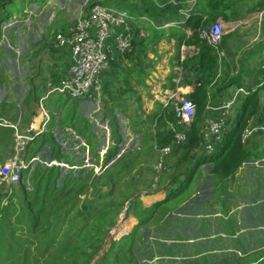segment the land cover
Returning <instances> with one entry per match:
<instances>
[{
    "label": "trees",
    "instance_id": "1",
    "mask_svg": "<svg viewBox=\"0 0 264 264\" xmlns=\"http://www.w3.org/2000/svg\"><path fill=\"white\" fill-rule=\"evenodd\" d=\"M114 1L124 3L130 11L132 10V13L135 12L136 14H134L135 18L132 20L134 23V51L135 48L139 50V45L143 41L141 39L137 41L136 39L142 28L146 31L153 29V37L156 40L158 36L165 34L166 30H164L162 23L164 20L167 22L183 21V23L181 22L182 27H172L173 29L168 31V37H172L175 41L177 64L181 66L183 72L182 81L179 85L198 84L193 92L188 94V97L196 104L197 108L195 120L190 127L188 141L172 153V157L176 153L180 156L178 159H174L173 163H169L168 171L171 170V179L170 185L166 188L167 196L163 200L155 202L151 207H145L137 198L132 199L128 210L138 219L137 227L129 235H124L120 239L114 240L111 249L100 257L101 251L104 250L108 229L114 224L115 217L120 212L123 203H118L121 207L116 205L117 208H115L114 215L111 217H92L91 219H97L92 222L90 219L76 226V228L72 226V223L82 218L79 211V207L82 208V196L85 197L87 191L93 187H97L95 194H98L103 185L110 182L112 178L113 174L109 173V171L118 170L121 172V164L117 163L121 162L124 154L113 161L111 164V166L114 165L113 167H107L100 174H94L91 170L88 175L83 176L82 172L88 170L89 166H84L82 160L79 162L78 160H66L71 156L61 154L59 151L60 147L52 140L54 138L48 133H44L35 140L38 142L37 145L43 148L50 140L55 145V148L58 149L55 156L48 157V159L59 158L66 163H71L72 166L83 167L69 168L68 172L60 178V167L48 166L37 162L34 166L36 165L38 168L31 178L32 188L27 185V182H29L27 175L31 169L24 170L21 181L17 185L12 186L7 192L4 191V187L0 186V264H9L7 261L2 260L4 248L9 249H5V251L13 259L12 264H93L97 257L100 258L98 264H139L134 246L136 245L138 251L142 252L141 247L137 243L141 240L137 236L143 227L154 228L159 226L162 229L169 221L167 214L177 208L180 210L179 213L181 215L191 216L189 217L190 221L207 213L205 205L200 203H198L199 205L196 209H190V205L193 203L190 199L195 193L196 178L204 174L202 165L210 164L207 173L214 177L213 183L217 186L221 180L233 177L244 162L264 158V150H257L260 143H262V132L252 135L246 142L242 139L244 129L251 122L252 125L264 124V99L261 96V93L264 92V87L261 89L257 88L255 92L240 103L234 112L235 119L232 127L229 128V132L223 139L216 144L215 152L207 154L202 148L204 138L202 129L207 121V116L213 115L208 110V106L217 105L219 96L228 86H232L236 82L240 86L243 84L241 74L239 75L240 80L231 79L225 67V60L222 59L220 61L218 59L215 49L207 41L200 38L198 29L206 26L209 22L215 23L219 16H223L226 21L232 16H243V10L236 4L244 0H204L205 4H213L212 15H208V11L205 8L202 10L195 9L197 7V4H195L187 19L180 11L187 8L189 5L188 0ZM199 1L202 0H196V3ZM13 3L14 0H0V25L4 20L11 17L14 12L23 10V0H19L22 7L16 11L13 9ZM262 6L264 7V0H256L253 8ZM142 16H146L149 20H143ZM139 26H142V28ZM184 28H189L191 34H187ZM228 37V34L224 37L223 48L228 47ZM183 46H195V51L193 54H188L181 59ZM141 52L145 53V51ZM137 53L138 57L140 55L143 57L142 53ZM252 68L256 69L257 66H252ZM174 72L173 75H176V71ZM262 72L264 73V71ZM111 114L114 118L116 117L113 111H111ZM151 121V124L158 123L159 128L156 129L155 136L152 133L149 135V141H158L161 146L170 144L174 134L170 129V125H177L175 109H172L169 105L159 104L151 115ZM110 123L115 124L113 120H110ZM113 125L111 126L114 130L115 125ZM5 128L10 129L12 132L8 134V141L5 146L10 144L9 142L11 141L12 144L10 146L12 145V147L8 151L6 149L3 150L2 147L4 146H1L0 154L2 156L0 155V163L4 162L7 153H9L7 154L8 158L14 153V130L10 127L0 126V133ZM85 129L83 128L79 132H84ZM87 129L89 133L87 132L84 135V139H89L90 143L88 140L86 142L92 146L91 137L88 134L94 138L96 137L92 134L89 125ZM113 137L116 143L122 141V137L118 135L116 128L113 132ZM3 140L0 139V145L3 144ZM35 141L31 142L26 149L28 156L37 153L34 150L31 151ZM116 150V145L108 149L105 153V161L114 157L117 154ZM73 155L75 154L73 153ZM94 156L99 157L96 152ZM168 171H163L162 176H165ZM106 172H108L107 176ZM59 179H62V182L60 186L56 187ZM100 183L103 184L98 186ZM18 200L21 201L20 207L14 206ZM11 209H14V213ZM12 217L16 218L12 220ZM16 220L24 229L29 228L34 233L39 234L40 237L36 248L42 252L43 257H39L42 256L39 254L32 256L30 250L26 252L22 250L21 237L13 229ZM108 224L110 226L105 229V225ZM237 232L234 221L229 222L226 234L230 236V242H226L221 235L222 233L218 232L215 237L217 238L215 240L217 247L220 245H232L233 243L239 245L242 238L236 236ZM153 236L157 237L155 239L156 245L155 247H150L152 254L149 259L158 260L157 262L160 261L159 264H264V247L250 250L240 247L241 254H239L230 247L203 249V241L208 236L204 234L193 238L189 236L183 237L177 233L173 236H163V233H154ZM263 237H260L258 244H264ZM190 239H199V241L189 242ZM14 248H17V250L15 249L16 252L13 253L12 250ZM45 252L47 253L46 256H44ZM150 264H156V262Z\"/></svg>",
    "mask_w": 264,
    "mask_h": 264
},
{
    "label": "rangeland",
    "instance_id": "2",
    "mask_svg": "<svg viewBox=\"0 0 264 264\" xmlns=\"http://www.w3.org/2000/svg\"><path fill=\"white\" fill-rule=\"evenodd\" d=\"M23 1V10L14 12L11 17L4 20L0 25V105L2 104L3 106L8 107L5 105L6 100H8V103L6 104H9L13 100V98L18 99L22 97L24 102L25 116L22 115L21 121L24 125L26 122H29L30 124L32 119L31 115H33V100L36 97L34 95L32 96L31 91L35 86V83L37 82L36 76L39 71V66L42 67L41 73L47 72V69L49 67V59L50 66L51 68H53L52 71H54L55 67L57 66V60L55 63V59L59 57V51L57 48H54L52 54L48 49H45V45H47L49 42L45 40L44 35L47 36V40H51L55 32H57L61 28H65L66 26H68L69 23L76 20L81 14H85L86 11L91 7L92 2H94L95 0ZM190 1L195 2L191 3L192 9L194 7L193 5L197 4V7H195V9L202 10L203 8H205L208 11V15H212V3L205 4L204 0L199 1L198 3H196V0H188V2ZM100 3L113 6L119 10H122L124 8L127 9L131 14H135V12L132 13V10L130 11L124 5V3H117L114 0H103L100 1ZM254 4H256V0H244L241 3L238 2L236 6L240 7L244 13L246 12V10L252 9ZM20 5L21 3H19V0H14L13 9L15 11L18 10V8L22 7ZM189 6L190 4L188 5V7ZM260 13H262V11ZM262 19V25H254V27H252L253 25H251L248 28H245V26H247V23L249 22L247 18H243L240 21H235V23H238L237 28H240L241 30L245 28L244 30H242L243 32H246L245 35L253 32L252 34H250V37L252 38V35L258 36L259 29L264 27V17ZM254 22H256V20H254ZM130 25L134 31V23H130ZM164 29L166 30L165 34L163 36H158L156 40H154L155 38L153 37V29H151L150 31H146L142 28L136 38L137 41H139L140 39L143 40L139 45V50L145 51L147 56L143 57L139 62L141 63L140 65L146 68L148 76L150 70L154 71L155 68L159 66H161L159 68H162L164 69V71H166L173 66L172 61H175L174 66L177 67L175 41L168 40V31H171L173 28ZM4 36H6L5 39H3ZM162 37L163 39H161ZM251 38L246 37V41H249ZM259 39L260 38L258 36L254 40V43H257ZM9 48H11V50H9ZM260 49L262 50L264 48L255 44L253 47V55L254 53L256 54L257 52H259ZM228 55L229 54H227V57ZM129 71L130 69H128L127 72ZM141 71H144V69H141ZM173 71H175L174 68H172V71L169 74L170 80L168 78L163 80L165 81V83H163V81H161L160 79L154 80L157 85L156 87H142L139 92L138 90H134L130 86L125 85V87L127 86L129 88L126 93H123L122 89H120V94L119 92H117L119 94V97H117L116 99L113 98L115 103L118 102L115 105H119L115 108V110H113V113H115L117 119H115L111 114L112 108L114 107L113 105L109 104L113 101L109 96L110 90H105V88L103 89L104 97L102 99L96 98L95 100H78L81 103L79 108L75 106L77 104H71V102L75 100H66V96H63L64 100H66V103L68 104L66 108H64V106H56V108L53 107L55 117L58 115V113L61 116L63 115L58 126L63 128L64 126L71 125L75 129H73L72 127V129L67 128V130H62L61 133L59 132V130H55V133H53L54 139L52 140L57 144V146L60 147L59 151L61 154H67L71 156L66 160H78V162L82 160V162L86 161L87 164H93V167H88V170H84L82 172L83 176H85L86 174L88 175L91 170L94 172V174H100L107 167L111 166V164L113 163L111 162L112 160L118 159L116 157H111L114 159L110 158V162H108L109 160L105 161V157L103 158V156L101 155L104 149H106L107 151L108 149H111L116 145L117 155L115 156L120 157L122 154H124L121 158V162L117 163L119 165L121 164V172H119L118 170L109 171V173L113 174L112 178L110 182L103 185V188L98 194H95L97 187H93L87 191V195L85 197L82 196V208L79 207V211L81 212L80 216H82V218L77 222L72 223V226L76 228V226L89 221L92 217H111L114 215L115 208H117L116 205L118 207H121L119 204L123 203L120 212H118L115 217L114 224L112 226H110L109 224L105 225V229H107L109 226L110 227L105 238L104 250L101 251L100 257L103 256L109 249H111L114 240H118L119 238H121V235L119 236V234H116V228L118 227V225L122 223L124 219H126L127 221L128 217L133 216L132 212L128 210L131 200L137 198L145 207H151L157 201H154V199L147 200L145 198L146 196H148L147 194L149 192H152L153 189L154 191H156L157 189L164 190L170 185L171 170H169L165 176L163 175L165 178L162 176V174L158 175L160 173L154 170V166L159 159V153L158 151H156L157 148L153 149V146L159 147L160 145L158 141H149V135L152 133L153 136H155V131L159 128L158 123L151 124V115L158 108L159 104L167 106L169 105V107H172V109H174L172 101H174L175 94L177 93L178 89L173 90L172 83L180 84L181 81H176L177 77L176 75H173L175 73ZM160 74L162 73L157 72L158 77L162 78ZM126 76L128 75L124 72H121L120 79L125 78ZM54 77H57V75H54ZM113 87L114 88H112V90L119 88L118 79L116 81L115 77H113ZM234 88L235 87H233V89ZM45 91L46 89L43 88L41 93L38 94V97L44 94ZM228 91L229 93H232L230 88ZM107 92L109 93L107 94ZM138 95L140 96L138 97ZM54 96L58 95L53 94L51 98ZM47 100L45 101V104L47 103ZM14 103L15 101H12V104ZM13 109L14 112L9 109L7 110L6 116L8 114V111L11 113L8 114L7 117H4L7 122H12V117H16L17 110L15 107H13ZM65 113L68 114V117L65 116ZM209 118L210 117H208L207 119ZM86 120L88 122L90 120L95 125L93 129L89 124L91 130L93 132L95 131V133L99 137V139L91 138L92 146L91 144H87L86 142V140L89 141V139H83L88 129H85L84 132H79L85 127ZM110 120H113V122H115L114 125L116 131L118 132V135L122 137V141H120L119 143H116L115 138L113 137L115 128L113 130L111 126L113 124L110 123ZM25 130L26 128L24 130H20V132H25ZM1 132L2 133H0V139H4V142L2 145H0V148L1 146H4L2 147L3 150L6 149L9 151L12 147V145L10 146L12 142L10 141V144H8L7 146H5V144L8 141V134L12 132L7 128H5L3 131L1 130ZM37 143V141L33 143L31 151L34 150L38 155H42L43 157L49 154L45 158L55 156L58 149L55 148V145L52 144L50 140H48V143H46V146L44 145L43 148H41L42 146L39 147ZM95 152L98 153V158L94 156ZM73 153L75 155H73ZM7 154L6 157L8 156ZM179 156L180 155L178 153H176L175 156L173 154V157L171 154L169 157H167V160L170 163H173L174 159H178ZM3 163H0V166H2ZM252 164L264 167V160L256 161ZM71 167L73 166L70 163L68 168ZM248 167L251 166L248 165ZM37 168L38 167L36 165L34 167H31V171H29L27 175V178H29V182H27V185L31 188V178ZM39 168H41V166H39ZM202 169L203 172L207 174L208 166H202ZM67 172V168H59L60 178L63 177ZM107 175L108 172H106V176ZM201 178L202 179L198 181L195 186L196 194L198 197L199 195H202L204 197L203 199L208 201L211 197V191H216L215 187L213 186L214 177H212L210 181H205L204 177ZM159 179L160 182H158L157 185H154ZM241 179L245 180L243 177ZM242 180L241 183H243ZM249 180L252 179L249 178ZM61 182L62 179H59V182H57L58 185L56 184V187L60 186ZM102 184L103 183H100L98 184V186ZM239 185L241 184H235V189L240 190L241 188L239 187ZM250 185L251 182L249 183V186ZM14 201H16V199H14ZM211 203L215 204V207L218 208V204L215 200H212ZM19 205H21L20 200H18L14 204V206ZM197 205L198 202H194V204L192 203L191 207L194 209L197 207ZM11 210L14 213V209ZM178 213L179 212L176 209L173 211L172 215H177ZM172 215L168 217V219L170 220L169 223L162 229L159 226H155L154 228L152 227L153 229L148 227H143L141 229L139 235L137 236L140 237L141 241L137 243L141 247L142 252L138 251L136 245L134 246L139 264H150L152 262H156V264H159L160 262H157L158 260L156 261L154 259H149L152 254L150 247H155L156 245L155 239H157V237L153 236L154 233H163V236H173L175 235V233L182 234L183 236L190 235V232H187L186 230L183 231L181 229V223H179L177 220L178 217H174ZM15 218L16 217H12V220H14ZM95 219L97 218L91 219V222ZM134 220L135 219L133 218V221ZM138 222V219H136L131 228H129V230L127 231V235L135 230ZM13 229L16 230L17 234L21 237L20 242L23 243L21 248L24 252L30 250L32 256H34L35 254L42 255V252L38 251V248H36L37 241L40 237L38 233H34V231L29 228L24 229L17 220L15 221ZM5 249L8 248H4L2 260H5L9 264H12L13 259L8 256ZM15 249L17 250V248H14L12 250L13 253L16 252ZM46 252L44 253V256L47 255ZM39 257H43V255ZM99 260L100 258L97 257L93 264H98Z\"/></svg>",
    "mask_w": 264,
    "mask_h": 264
},
{
    "label": "built area",
    "instance_id": "3",
    "mask_svg": "<svg viewBox=\"0 0 264 264\" xmlns=\"http://www.w3.org/2000/svg\"><path fill=\"white\" fill-rule=\"evenodd\" d=\"M100 1L103 0L92 2L91 7L85 14H81L68 26L59 29L54 34L55 46L69 50L71 56L70 64L63 75L48 81L45 86V93L40 96L37 102L36 113L31 116L32 119L30 118V124L26 122L23 125L22 117L14 119L12 122H7L3 115L0 114V126L10 127L14 130V153L4 165L0 166V185H5L8 190L21 181L24 170L33 167L34 163L51 165L55 162L54 160L48 161V158L38 154L28 156L26 150L31 142L48 131L52 118L45 101L53 94L75 100L102 99L104 97L103 77L105 73L110 71L118 54L126 55L134 49V31L130 23H133L132 20H134L135 16L127 9L119 10L113 6L102 4ZM188 3L190 6L180 11L185 19L190 15L191 3L195 2L190 1ZM141 18L149 20L145 16ZM181 22L183 23V21H169L163 27L179 28L182 27ZM237 27L238 23L226 25L224 22L217 20L211 25L200 27L198 32L200 38L207 41L215 49L218 59L221 61L226 57V51L222 47L224 37ZM188 29H185V32L191 34ZM5 38L6 36L3 37V39ZM184 48L185 46L182 48L181 59L185 57L183 54ZM176 66L175 71L178 70L176 71V81L180 82L182 81L183 72L181 66H178V64ZM262 68H264V63ZM192 85L193 88L198 86L195 83ZM259 86L247 84L237 86L222 102L208 106V110L213 115H210L202 129L204 137L202 148L207 154L215 152L216 144L223 139L234 123L235 110ZM172 104L177 117V125H170V129L174 133L172 142L164 146L155 147L159 153V159L154 166V170L160 173L158 175H161L163 171H168L170 162L167 157L188 141L190 127L196 117V104L188 97V94L177 92ZM25 128V132H20V130ZM258 132H262V143L264 145V124L252 125L251 122L244 129L243 141L246 142ZM103 152H106V149ZM87 165L90 164L86 163L84 166ZM159 180L154 185H157Z\"/></svg>",
    "mask_w": 264,
    "mask_h": 264
},
{
    "label": "crops",
    "instance_id": "4",
    "mask_svg": "<svg viewBox=\"0 0 264 264\" xmlns=\"http://www.w3.org/2000/svg\"><path fill=\"white\" fill-rule=\"evenodd\" d=\"M263 8L264 7L262 6V7L248 9L246 10V12H244L245 15L238 16V17L232 16L227 21L224 19L223 16H219L217 19L222 22H225V24L227 25V24H235V21H240L243 18H247L249 22L247 23V26H245V28H248L251 25H253L252 27H254V25H262V20H263L262 18L264 17ZM261 11L262 13H260ZM171 20H174V19H171ZM254 20H256V22H254ZM162 23L164 25L165 23H167V21L164 20V22ZM211 23L213 22H209L208 25H211ZM139 27L141 28L142 26H139ZM245 28H243L242 30H244ZM242 30L240 28H237L228 33L229 35L227 39L228 47L224 48L226 51L225 67L227 68L228 73L230 74V77L232 80H237V79L240 80L239 75L241 74L242 84H247L250 86H259L262 84L261 86L258 87V89L259 88L261 89L262 87H264V73L262 72L264 71V68H262V64L264 63V49L262 50L260 49L259 52H257L256 54L254 53L253 55V47L255 44H257L259 46H262V48H264V27L259 29L258 36L260 39L257 43H254V40L258 37L257 35H252V38H251L250 34H252L253 32H250L249 34L245 35L246 32H243ZM246 37L251 38V39L249 41H246ZM44 38L46 41L50 43V45L49 43L45 45V49H48L50 53L53 54L54 48H57L59 51L60 58L58 57L55 59V63L57 60V66L55 67L54 71H52L53 68H51L50 66V63H49L50 59L48 60L49 67L47 69V72L41 73L42 67L39 66L40 72L38 71L37 76H36L37 82L35 83V86L33 87L31 91V94L36 97L33 100L32 114H35L37 110L36 101H38L40 98V96L38 97V94L41 93L42 89L45 88L46 84L48 83L50 79H57L58 77H60L66 72V70L69 67L70 60H71L70 52L68 49H60L55 46L54 34L51 40H47L46 35H44ZM161 39H163V37ZM168 40L172 41L174 39L171 37V38H168ZM11 48H9V50H11ZM194 51H195V46H191V47L185 46V48L183 49V54L184 56H186L188 54H193ZM137 52L142 53L140 50H137L135 48V51H134L135 54H133V52L128 55L118 54L116 56V60L114 61L110 71L105 73L103 77V85H104L105 90L107 89L110 90V93L107 92V94L109 93V95L112 97L110 98L111 100H113V98L116 99L117 97H119L120 89H122L123 93H126V91L129 90V88L127 86L125 87V85H128L132 89L138 90L139 92L142 87H146V88L147 87L150 88L151 86L156 87L157 85L154 80L160 79L161 81H163L166 78L169 79V74L172 71V68H174V70L176 68L174 66L175 61H172L173 66L167 69L166 71H164V69L162 68H159L161 67L159 66V67H156L154 71L150 70L149 76H148L146 68L140 65L141 63L139 62L143 57H146L147 54L142 53L143 57L142 55L138 57ZM175 52H176V45H175ZM227 54H229L230 56L228 55L227 57ZM176 60H177V52H176ZM252 66L253 67L257 66V68L253 69ZM128 69H130L129 72H127ZM141 69H144V71H141ZM121 72H124L128 76L120 79ZM157 72L162 73L160 74L162 78L158 77ZM54 75H57V77H54ZM113 77L116 78V81L118 79V85H119V88H116L114 90H112V88H114L113 87ZM176 77H177V74H176ZM163 83H165V81H163ZM172 86L171 87L173 88V90L178 89L177 92L184 93V94H189L193 92V90L195 89L192 87L193 86L192 84L185 85V86H179L176 83H172ZM237 86H240V85L233 84L232 86H228L226 90H224L222 94L219 96L217 103L222 102L224 98L229 94V91H228L229 88L232 91L233 87H237ZM184 88L185 89L190 88L191 90L189 89L190 91L184 92L185 90ZM117 92H119V94ZM139 96L140 95H138V97ZM261 96H262V99H264V92L261 93ZM29 97H30V94H29ZM69 99L70 98H67L66 100H69ZM66 100H64V98L60 95L54 96L52 98L50 97L47 100L46 105L51 112V118H52L51 122L52 123L50 122L48 131L46 133H48V135L52 137L54 136L53 133H55V130H59V132L61 133L62 130H67V128L75 129L71 125L64 126L63 128L58 126L63 115L61 116L58 113L56 117L54 116L55 112L53 111V107L56 108V106H64V108H66L68 105L66 103ZM71 100H75V99H71ZM12 101L13 102L15 101V103L12 104ZM12 101L9 104H6L8 103V100L5 101L6 102L5 105L8 107L3 106L2 104L0 105V114L3 115V117H7L8 114H11L8 111V114L6 116L7 110L9 109L14 112L13 107H15L17 110V114L15 118L12 117L14 121V119L22 117V115L25 116L24 102H23L22 97L18 99L13 98ZM116 103L114 102V100L111 103H109L110 105H113L114 107L112 108V111L115 110V108L119 106V105H115ZM71 104H77L75 106L79 108L81 103L78 100H75L71 102ZM65 116L68 117V114L65 113ZM208 117L210 116L208 115L207 118ZM115 119H117V117H115ZM89 124L94 129L95 125L90 120L89 122L86 120L84 128L87 129ZM87 132L89 133V131ZM91 132L96 138L99 139L95 131L93 132L91 130ZM88 136L91 138H94L92 135L88 134ZM262 140H263V136H262ZM258 147L259 148L257 150H264L263 143H260ZM153 149H155V146H153ZM105 153L106 152H103L101 154L103 158L105 157ZM114 157L118 158L117 156H114ZM7 159L8 157H6L5 161ZM111 159H114V158H111ZM253 160L244 162L243 165L240 166V168L237 170L236 174L233 177L221 180L217 186H215L213 183V186L215 187L216 191L214 192L211 191L210 193L211 197L209 198L208 201L203 199L204 197L202 195H199L198 197L196 194V188H194L195 193L191 197L190 201H193V204L194 202L195 203L198 202L200 204L205 205V209L207 212L206 214L198 216V218L196 217V219L192 221L189 220V217L191 216H183L180 213H178L177 215H172L173 212H171L167 214V217H169L170 215L174 217H178L177 220L179 223H181V229L183 231L186 230L187 232H190L189 237L191 238L197 237L201 234L208 235L206 239L203 241V244H204L203 249L205 250L219 248V247H230V248H233L234 251H237L239 254H241V251H240L241 248L242 249L246 248L247 250H250V249H259V248L264 247V244H258V241L261 239L260 237L264 236V170H263L264 167L253 165L252 163L257 161V160L255 161ZM262 160L264 159H260V161ZM110 161L111 160H109L108 162ZM113 161L115 160H112L111 162ZM248 165L251 167H248ZM202 166L206 167V165H202ZM207 166L209 168L210 164H208ZM207 174L204 173L203 176L201 177H204L205 181H210V179L213 176L209 174L207 175ZM201 177L196 178V184L198 183V181L202 179ZM242 177L245 180H242L241 179ZM249 178L252 180H249ZM241 180L243 181V183H241ZM250 182H251V185L249 186ZM237 183L241 184L239 185V187L241 188L240 190L235 189V184ZM160 190L161 189H157L156 191H154L153 189V191L149 192L147 195L151 196V195L162 193V197L154 199V201H161L167 196V192H166V188L164 190H161V191ZM212 200H215L217 202L218 208L215 207V204L211 203ZM191 206L192 205H190V209H193ZM177 211L180 212L178 208H177ZM133 218L135 220L133 221L132 219L131 223H134L137 219L136 217H133ZM169 221L167 222V224L169 223ZM232 221H234L235 228L238 231L236 236H239V238H242V240L240 239V242H239L240 246L237 243H233L232 245H220L219 247H217L215 243V240L217 238L215 237H216V233L218 232L222 233L221 235L226 240V242H230L229 241L230 236L226 234V232H227L228 223ZM180 235L183 236L182 234ZM183 237H186V236H183ZM193 241L194 242L199 241V239L189 240V242H193ZM210 252H213V251H210Z\"/></svg>",
    "mask_w": 264,
    "mask_h": 264
},
{
    "label": "bare ground",
    "instance_id": "5",
    "mask_svg": "<svg viewBox=\"0 0 264 264\" xmlns=\"http://www.w3.org/2000/svg\"><path fill=\"white\" fill-rule=\"evenodd\" d=\"M165 30V29H164ZM185 89V88H184ZM190 88H186L185 90H184V92H188V91H190L189 90ZM160 197H162V193H159V194H156V195H151V196H146L145 198L147 199V200H151V199H155V198H160ZM133 217L134 216H130V217H128V219H127V221H126V219H124L123 220V222L122 223H120L119 225H118V227L116 228V234H119V236L121 235H123V234H126L127 233V231L129 230V228H131V226L133 225V223H131V220L133 219ZM126 221V222H125Z\"/></svg>",
    "mask_w": 264,
    "mask_h": 264
},
{
    "label": "clouds",
    "instance_id": "6",
    "mask_svg": "<svg viewBox=\"0 0 264 264\" xmlns=\"http://www.w3.org/2000/svg\"><path fill=\"white\" fill-rule=\"evenodd\" d=\"M134 15V14H133ZM135 16V15H134ZM146 17V16H145ZM218 20V19H217ZM208 25V24H207ZM237 29V28H236ZM190 30V29H189ZM228 34V33H227ZM226 34V35H227ZM225 35V36H226ZM37 102L38 101H36V106H37ZM161 146V145H160ZM163 146V145H162ZM37 154V153H36ZM36 154H34V155H36ZM34 155H32V156H34ZM52 160H54L55 162H57V163H52L51 165H48V166H57V167H60V168H67V169H69L68 168V166L70 165V163H66L64 160H62V159H59V158H52V159H48V161H52ZM7 161V160H6ZM5 161V162H6ZM5 164V163H4ZM3 164V165H4ZM35 164V163H34ZM86 164V161H84V165ZM87 166H89V167H93V165H87ZM81 167H83V166H73V167H71V168H81ZM18 184V183H17ZM17 184H15V185H17ZM1 187H4L5 188V190L4 191H8V189L5 187V186H3V185H0ZM14 186V185H13ZM12 188V187H11ZM10 188V189H11ZM127 235V234H126ZM124 235H122L121 237H123ZM120 239V238H119Z\"/></svg>",
    "mask_w": 264,
    "mask_h": 264
}]
</instances>
